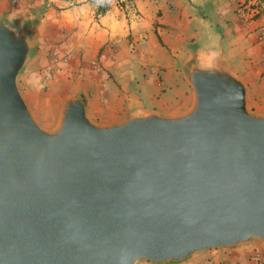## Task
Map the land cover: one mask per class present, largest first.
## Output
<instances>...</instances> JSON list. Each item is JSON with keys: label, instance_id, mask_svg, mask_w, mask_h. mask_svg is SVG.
<instances>
[{"label": "water", "instance_id": "95a60500", "mask_svg": "<svg viewBox=\"0 0 264 264\" xmlns=\"http://www.w3.org/2000/svg\"><path fill=\"white\" fill-rule=\"evenodd\" d=\"M36 50L0 20V264H179L264 244V114L228 63L193 57L192 108L103 125L70 96L55 129L19 77Z\"/></svg>", "mask_w": 264, "mask_h": 264}, {"label": "crops", "instance_id": "0c3cea01", "mask_svg": "<svg viewBox=\"0 0 264 264\" xmlns=\"http://www.w3.org/2000/svg\"><path fill=\"white\" fill-rule=\"evenodd\" d=\"M205 1L0 0V20L31 29L37 50L19 77L30 107L37 106L35 96L52 65L50 52L58 46L69 58L58 65L50 90L66 98L84 96L89 116L103 125L138 111H157L144 106L143 97L153 86L163 91V114L190 110L195 94L186 70L193 57L228 63L247 82L252 110L264 114V0H214L212 20L200 11ZM245 3L250 13L242 18L238 9ZM254 243L264 246L254 241L220 249ZM220 249L179 264H264L252 251L248 256L216 252L206 261L200 258Z\"/></svg>", "mask_w": 264, "mask_h": 264}, {"label": "rangeland", "instance_id": "374dc122", "mask_svg": "<svg viewBox=\"0 0 264 264\" xmlns=\"http://www.w3.org/2000/svg\"><path fill=\"white\" fill-rule=\"evenodd\" d=\"M214 5H215L214 0H206L201 6V10H200L201 13L205 14L209 20H212L214 18V14H215ZM23 21L31 23L27 18L26 19L24 18ZM38 49H39V43H38ZM157 81H159V78H157ZM50 88L42 87L43 90L39 91L35 96L36 102L38 101L37 106L32 105L31 108L35 116L39 120V122L44 127H46L47 129H55L60 121L62 107L69 97L66 98L65 93H60L61 96H59L58 94L54 95L52 89L50 90ZM148 92L149 93H147V95L143 97L144 106L165 113L164 108L161 106L162 99L164 96V94H162L161 92L163 91L153 86V88ZM59 97L63 102L61 104H60V100L57 99ZM251 251H252L251 253L252 255H255V257L259 258V260L264 263V246L259 243H254L252 245L242 247L241 249H226V250L220 249L219 251H211L205 255H202L200 258H203L206 261L216 252L222 253L223 256H227V257L248 256V254H250Z\"/></svg>", "mask_w": 264, "mask_h": 264}, {"label": "built area", "instance_id": "2783aa9c", "mask_svg": "<svg viewBox=\"0 0 264 264\" xmlns=\"http://www.w3.org/2000/svg\"><path fill=\"white\" fill-rule=\"evenodd\" d=\"M247 3H245L244 5H241L238 9L241 17H245L250 13V10L245 7ZM249 10V11H248ZM254 11L251 9V12ZM254 13H256V11H254ZM260 38L263 40L264 39V33H262L260 35ZM50 56H51V60H52V65L49 66L48 71L45 73L44 75V88H49L50 84L52 82V80L54 79L56 70L58 68V65L62 62V61H67L69 58V53H64L62 54L59 50V47L56 46L53 48V50L50 52Z\"/></svg>", "mask_w": 264, "mask_h": 264}, {"label": "trees", "instance_id": "16d2710c", "mask_svg": "<svg viewBox=\"0 0 264 264\" xmlns=\"http://www.w3.org/2000/svg\"><path fill=\"white\" fill-rule=\"evenodd\" d=\"M92 1H96V0H92ZM99 4H100V9H99V11H103L104 10V7H103V4H102V2L101 1H99Z\"/></svg>", "mask_w": 264, "mask_h": 264}]
</instances>
